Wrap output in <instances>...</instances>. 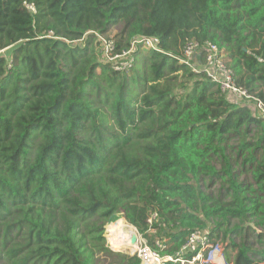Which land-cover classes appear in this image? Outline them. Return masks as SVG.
<instances>
[{"label": "trees", "instance_id": "1", "mask_svg": "<svg viewBox=\"0 0 264 264\" xmlns=\"http://www.w3.org/2000/svg\"><path fill=\"white\" fill-rule=\"evenodd\" d=\"M29 1L36 13L0 0V264H141L108 248L117 216L152 245L168 237L165 254L221 218L211 237L233 263L264 264V122L178 59L190 40L216 42L264 100V0ZM94 32L119 52L139 37L157 48L116 71ZM244 225L260 248L230 238Z\"/></svg>", "mask_w": 264, "mask_h": 264}, {"label": "built area", "instance_id": "2", "mask_svg": "<svg viewBox=\"0 0 264 264\" xmlns=\"http://www.w3.org/2000/svg\"><path fill=\"white\" fill-rule=\"evenodd\" d=\"M24 5L31 12H37L34 2L24 0ZM94 33L100 41L101 61L110 64L116 71H127L132 68L137 46L140 45L143 50L157 48L155 39L139 37L133 40L129 49L119 52L113 38H108L99 32ZM5 52L6 48H0V55ZM178 59L180 63L191 67L194 72H203L209 80L218 85L221 92L230 101L251 108L264 122V100L258 98L247 88L238 85L234 69L219 44L211 40L204 43L190 40L184 46L182 56ZM158 219L159 214L153 212L148 221L152 224ZM137 234V248L133 255L140 259L141 264H165L166 258H168V262L175 264H225L224 257L221 256V249L211 237L209 228H197L191 232L186 243L175 254H165L169 241L167 238L157 239L155 245H152L141 233Z\"/></svg>", "mask_w": 264, "mask_h": 264}, {"label": "rangeland", "instance_id": "3", "mask_svg": "<svg viewBox=\"0 0 264 264\" xmlns=\"http://www.w3.org/2000/svg\"><path fill=\"white\" fill-rule=\"evenodd\" d=\"M116 32H117V30L115 29V30H113L110 33V35L115 37L116 36ZM143 51H147V49H145ZM226 59L229 60L228 55H226ZM183 91L184 90H182L181 92H183ZM216 164H217L218 168L221 167V163L220 162H217ZM239 169H241V166L237 167V170H239ZM245 176H249V174L248 173H244L242 178H245ZM200 185H201V189L204 192H206L208 194H211L214 197H217V196L220 195V193L221 194L223 193V191L221 190L222 186H221L220 181L218 179H211L210 176H205L203 178V180L201 181ZM118 218H120V217L117 216V217L112 218V220L106 226L105 238H106L107 246H108L109 249H111V250H113L115 252H120V253L125 254L127 256H134L133 255L134 252L132 250H130V249H128V250L126 249V250H122V251L114 249L112 247V244H111L110 240H109L108 236H109V233H110V225L114 221H116ZM121 218H123V217H121ZM218 221L221 222L223 220L221 218H208L207 219V224L203 228H209L211 230L213 228V226L215 225V223L218 222ZM241 223H242V221L240 219L231 218L230 221H229V226L231 228H235V226H237L238 224H241ZM128 224H130L129 221H128ZM133 227L135 228V226H133ZM259 230L264 232V228H262V227H259ZM152 232H154V231H150V233H152ZM139 233H141V232H139ZM142 236L145 237L150 242V239L148 237L144 236L143 234H142ZM229 236H230V238L232 240H235L239 244H241V243H247V244H251V245L255 244L258 248L261 247V245L256 242L257 239H258V236H259L257 230H255L253 227H251L249 225H244V227L239 229L238 231L231 232ZM158 238L159 237H157L156 239H158ZM165 238L169 239L168 237H165ZM219 242L220 241H218L217 242L218 244H216V245H218V247L221 249V256L224 257L223 260H224L225 264H231V263H229V261L232 260V257H233V255L235 254L236 251L232 250L231 247H229L228 241H225V243L224 242H220L219 243Z\"/></svg>", "mask_w": 264, "mask_h": 264}, {"label": "bare ground", "instance_id": "4", "mask_svg": "<svg viewBox=\"0 0 264 264\" xmlns=\"http://www.w3.org/2000/svg\"><path fill=\"white\" fill-rule=\"evenodd\" d=\"M136 233L133 225L128 224L124 218H118L110 225L109 240L112 244V247L116 250H132L136 251L137 240L135 243L132 242V235Z\"/></svg>", "mask_w": 264, "mask_h": 264}, {"label": "water", "instance_id": "5", "mask_svg": "<svg viewBox=\"0 0 264 264\" xmlns=\"http://www.w3.org/2000/svg\"><path fill=\"white\" fill-rule=\"evenodd\" d=\"M135 229H136V227H135ZM138 230L136 229V233H134L133 235H132V238H131V240H132V242L133 243H135L136 242V240H137V237H138ZM169 260H168V258H166L165 259V262H168Z\"/></svg>", "mask_w": 264, "mask_h": 264}, {"label": "crops", "instance_id": "6", "mask_svg": "<svg viewBox=\"0 0 264 264\" xmlns=\"http://www.w3.org/2000/svg\"><path fill=\"white\" fill-rule=\"evenodd\" d=\"M235 255V254H234ZM234 255H233V257H232V260L231 261H229V263H231V264H234L233 262V258H234Z\"/></svg>", "mask_w": 264, "mask_h": 264}]
</instances>
